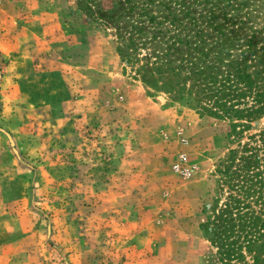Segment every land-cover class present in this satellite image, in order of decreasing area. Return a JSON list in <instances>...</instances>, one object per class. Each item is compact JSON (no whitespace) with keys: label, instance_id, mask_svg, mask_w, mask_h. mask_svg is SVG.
Wrapping results in <instances>:
<instances>
[{"label":"rangeland","instance_id":"rangeland-1","mask_svg":"<svg viewBox=\"0 0 264 264\" xmlns=\"http://www.w3.org/2000/svg\"><path fill=\"white\" fill-rule=\"evenodd\" d=\"M0 28V264H210L230 121L123 71L83 0H0Z\"/></svg>","mask_w":264,"mask_h":264},{"label":"trees","instance_id":"trees-1","mask_svg":"<svg viewBox=\"0 0 264 264\" xmlns=\"http://www.w3.org/2000/svg\"><path fill=\"white\" fill-rule=\"evenodd\" d=\"M114 28L116 52L143 79L168 77L203 114L230 121L223 196L199 227L210 264H264V0H83Z\"/></svg>","mask_w":264,"mask_h":264},{"label":"crops","instance_id":"crops-1","mask_svg":"<svg viewBox=\"0 0 264 264\" xmlns=\"http://www.w3.org/2000/svg\"><path fill=\"white\" fill-rule=\"evenodd\" d=\"M49 26H50V22H47V24H46L47 30L49 29ZM21 94H23V93H21Z\"/></svg>","mask_w":264,"mask_h":264}]
</instances>
